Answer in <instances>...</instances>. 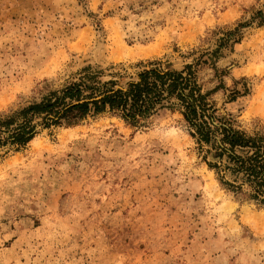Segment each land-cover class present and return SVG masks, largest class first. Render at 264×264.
Returning <instances> with one entry per match:
<instances>
[{
  "label": "rangeland",
  "instance_id": "rangeland-1",
  "mask_svg": "<svg viewBox=\"0 0 264 264\" xmlns=\"http://www.w3.org/2000/svg\"><path fill=\"white\" fill-rule=\"evenodd\" d=\"M256 12L264 0H0V116L85 69L122 86L147 63L200 60L203 89L223 83L218 119L264 135ZM243 24L215 77L209 54ZM36 131L0 149V264H264V205L219 185L178 112L132 126L105 111Z\"/></svg>",
  "mask_w": 264,
  "mask_h": 264
},
{
  "label": "trees",
  "instance_id": "trees-1",
  "mask_svg": "<svg viewBox=\"0 0 264 264\" xmlns=\"http://www.w3.org/2000/svg\"><path fill=\"white\" fill-rule=\"evenodd\" d=\"M254 18L259 25L263 24L264 12H256ZM244 26L223 32L217 48L209 54L215 77L220 49ZM199 64L206 62L197 60L178 70L150 62L140 66L122 86L111 80L102 83L99 73L85 69L83 75L59 93L51 92L40 102L0 116V149L25 146L37 134V127L71 126L89 114L107 111L136 126L160 110L175 111L189 127L188 135L219 185L234 195L264 205V135H248L232 128L228 120L218 119L212 97L223 88V83L219 80L214 88L204 90L195 70ZM219 74L223 76L224 71Z\"/></svg>",
  "mask_w": 264,
  "mask_h": 264
},
{
  "label": "bare ground",
  "instance_id": "bare-ground-1",
  "mask_svg": "<svg viewBox=\"0 0 264 264\" xmlns=\"http://www.w3.org/2000/svg\"><path fill=\"white\" fill-rule=\"evenodd\" d=\"M249 215V214H248ZM255 216V215H254ZM251 217V216H250ZM257 219V218H256Z\"/></svg>",
  "mask_w": 264,
  "mask_h": 264
}]
</instances>
